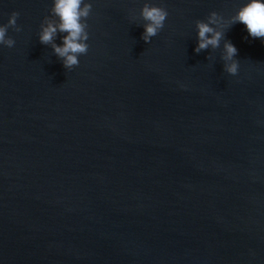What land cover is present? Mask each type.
I'll use <instances>...</instances> for the list:
<instances>
[{
  "label": "water",
  "instance_id": "obj_1",
  "mask_svg": "<svg viewBox=\"0 0 264 264\" xmlns=\"http://www.w3.org/2000/svg\"><path fill=\"white\" fill-rule=\"evenodd\" d=\"M86 2L65 69L39 41L53 0H0L21 28L0 45V264H264V40L223 29L236 75L224 40L194 51L197 20L248 0ZM145 3L168 11L150 43Z\"/></svg>",
  "mask_w": 264,
  "mask_h": 264
},
{
  "label": "clouds",
  "instance_id": "obj_2",
  "mask_svg": "<svg viewBox=\"0 0 264 264\" xmlns=\"http://www.w3.org/2000/svg\"><path fill=\"white\" fill-rule=\"evenodd\" d=\"M91 12L92 3L86 2V0H53L51 15L45 16L40 25V43L51 46L55 55L61 59L65 69L78 66L79 57L88 52L87 19ZM19 15V12H12L7 24L0 25V45L9 48L15 45V40L7 36V32L9 28L16 32L21 31L20 26L17 25ZM140 17L145 21L142 39L145 43H150L151 39L164 28L168 11L165 7L145 3L140 10ZM238 22L246 26L251 37L264 40V0H248L227 21L215 11L208 15L206 21H196L198 42L194 51L200 53L209 48L217 49L220 47L221 41L224 40L221 58L224 62V71L231 75L238 73L239 61L235 59L238 50L229 40L224 39L225 31L223 29L230 28ZM58 33H66L62 36L61 45L55 43Z\"/></svg>",
  "mask_w": 264,
  "mask_h": 264
}]
</instances>
